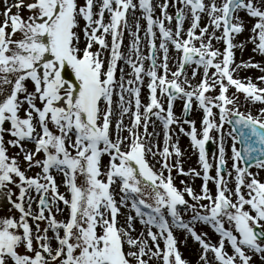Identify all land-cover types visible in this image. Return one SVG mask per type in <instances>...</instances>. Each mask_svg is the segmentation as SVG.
Listing matches in <instances>:
<instances>
[{"label": "snow or ice", "instance_id": "snow-or-ice-1", "mask_svg": "<svg viewBox=\"0 0 264 264\" xmlns=\"http://www.w3.org/2000/svg\"><path fill=\"white\" fill-rule=\"evenodd\" d=\"M176 2L183 7L175 13L173 30L165 26V21L170 24L173 20L167 13L169 0H163L160 5L162 18H154L152 0H138V4L134 0H84L83 4L79 0H31L27 4L24 0L14 3L3 0L0 192L12 215L0 217V264H151L153 258L156 264H189L178 250L174 228L184 230L186 237L198 242L201 249L198 264H253L254 256H259L264 264V182L258 179V173L249 170L252 162L264 170V108L255 116L241 112L235 96L227 95L229 87L234 86L246 99L264 102V88L250 79L244 83L233 77L240 67L260 66L242 63L232 67L233 50L244 47L243 43L233 42L235 35L244 31L240 11L257 18L249 39L253 51L264 55V0H222L220 4L216 0ZM25 7L30 13L26 19L20 12ZM13 8L17 9L15 13ZM137 10L146 20L147 55L141 52L139 19L135 20V31L128 21V13ZM186 10L191 14V24L185 37ZM106 13L108 22H105ZM201 13L209 21L204 27L200 26ZM154 28L159 29L158 48ZM125 29L133 37L127 54L121 51ZM221 29L222 36H216V31ZM213 39L223 41V52L213 47ZM169 44L180 54L171 79L168 78ZM94 45L99 46L95 51ZM158 50L163 53L159 64ZM145 60L151 62L147 70ZM120 61L131 70L126 73ZM190 65H195L192 78L197 76L198 69L203 70V78L195 86L185 75V68ZM65 69H70L74 79H65ZM145 76L149 102L142 105L140 94ZM258 79L264 81V76ZM217 88L218 95H208ZM158 92L166 96L167 109ZM114 96L119 97L120 109L115 139L112 136ZM177 98L184 101L185 115L192 109L193 100L203 111L199 133L195 121H181L174 115L173 102ZM133 100L135 111H131ZM129 113V136H121L125 128L123 117ZM153 115L163 124L164 146L155 152L149 137L156 133L148 132ZM226 123L230 125L234 189L225 178V173L232 177L224 146ZM173 124L180 125V132L190 137L191 146L199 152L203 179L200 194L189 186L182 192L174 185V167L181 175L201 176V173L195 169L185 172L179 160L174 165L168 163L173 154L176 157L182 154L178 143L170 145ZM183 124H189L191 130L186 131ZM141 125L143 135L138 131ZM214 130L220 132V143L213 177L210 175L213 164L207 158L205 146L213 139ZM6 134L11 139L5 141ZM26 143L34 147L27 148ZM9 146L19 151L10 156ZM147 153L163 158L159 172L148 163ZM104 156L108 157L107 164ZM21 161L27 170L39 171L27 175ZM241 162L244 167L240 166ZM53 173L62 176L67 194L60 192ZM210 180L215 184V195L209 189ZM13 186L18 192L13 191ZM113 186L119 189V201ZM184 192L196 203L189 204ZM129 200L135 216L128 214L124 225L118 226L120 208L128 207ZM179 206L185 212L191 211L190 220L181 217ZM53 209L56 213L66 210V218L57 220ZM166 215L171 217V222ZM137 218L151 245L144 232L137 237L131 234ZM40 221H46L47 227L41 229ZM197 223L210 226L218 234V242L206 240L207 232L198 233ZM49 231L54 235L50 237ZM209 253L213 254L211 258Z\"/></svg>", "mask_w": 264, "mask_h": 264}, {"label": "rangeland", "instance_id": "rangeland-1", "mask_svg": "<svg viewBox=\"0 0 264 264\" xmlns=\"http://www.w3.org/2000/svg\"><path fill=\"white\" fill-rule=\"evenodd\" d=\"M9 2L10 3H14L15 0H9ZM24 2H25V4H27L28 2H31V0H24ZM79 2L81 4H83L84 0H79ZM134 2L137 3L136 0H134ZM205 2L207 3V2H209V0H205ZM216 2H217V4H220L222 2V0H216ZM152 3L154 5V12H153L154 18H162L160 5L163 3V0H152ZM182 7H183V5L178 4L176 2V0H169V7L167 8V13L169 15L173 16V20H172V22L170 24L167 21H165V26L166 27H169V28H172L173 30H175L174 16H175V13H176L177 9L178 8H182ZM3 10H4V3H3V0H0V20H2V18H3L2 17ZM16 11H17L16 8L12 9L13 13H15ZM20 12H21V15L25 19L27 18L28 15H30V13H29V11L27 10L26 7L21 9ZM105 15H107V13ZM204 15H202V16H204ZM239 17H240V14H239ZM141 18H142V16L140 17V22L142 21ZM203 18H206V17H203ZM186 20H189V22L186 21ZM207 20H208V18H207ZM253 20L255 21L256 18H253ZM242 22H243V25H244V31L242 33L238 34V35H235L234 41H233L237 45L241 44V42L244 40L243 36L245 35V30L246 31L247 30L250 31V29L252 28V26L250 24L252 21L249 20L248 18L244 17V21H242ZM190 24H191V14H190L189 11L186 10V16H185V20H184V23H183V29H184L185 37H186V30H187L188 27H190ZM81 26H83V21L82 20H81ZM200 26L204 27L205 23L204 22H200ZM132 30L135 31V28L133 27ZM154 31L156 32V44H157V48H158L159 43H160L159 29L158 28H154ZM209 31H212L211 27H209ZM142 32H144V35H142V38H141V40H142V43H141V46H140L141 47V52L144 55H147L148 54L147 41H146L147 39L145 37V31H142ZM197 34H199V29H197ZM216 36H222L221 35V30H217L216 31ZM140 37H141V35H140ZM132 39H133V37L130 35V33H128V36H127V30L125 29L124 30V36H123V45H122V48H121V51L124 52L125 54H127V50H128V47H129ZM214 40L215 39L212 40L213 47L216 48V49H219L221 52H223V49L225 47V45L223 44V41L222 40H217L219 43L218 42L214 43ZM107 41H108V43L110 45L111 44L110 35L107 37ZM205 41L207 42V38H205ZM194 43H196L197 46H199V42L198 41H195ZM81 46H83V36H81ZM98 47H99L98 45H94L93 50L95 51L96 48H98ZM169 47L173 51L170 55L168 53V55H169L168 65H169V69H170V72L168 74V78L171 79V71H176V69L178 67L177 60H178L180 54L177 53V51L174 49V47H172L171 44H169ZM233 51H234V64L232 65L233 68H235L236 65H240L242 63H246L244 60L247 61L249 59H252L253 62H256L255 64H258L260 66V67H256L255 69H253V72L255 73V84L258 87L264 88V81H261L260 79H258L259 77L264 76V55H261L259 52H255V53L252 52L250 54H247V50H244L243 53L241 54V48L240 47H236ZM107 58H108V54L105 53L104 54L105 61H107ZM162 60H163V53L158 50V52H157V63L158 64L161 63ZM119 65L121 67L125 68V72L126 71L129 72L131 70L126 65H124L123 61H120ZM149 65H150V61L145 60V62H144L145 70L148 69ZM194 67H195V65H190L185 70V75H187V77L190 80V83L193 86L197 85L200 82V80L203 78V75L200 74V71L202 70V68L198 69L197 70V72H198L197 76L195 78H192V70H193ZM247 68L248 67H240V68H238L233 73V77L236 78V79L241 80L244 83H247L249 81L248 73H252V72H249L247 70ZM160 71H161V74H163L162 69ZM210 71H214V69H212ZM63 75L65 76V79H74L72 74H71L70 69H65ZM116 76H117V79H119V76H120L119 71H117ZM180 79L183 80L184 77L182 76ZM147 83H148V77L145 76L144 77V83L141 86V94H140L142 105H146L149 102L148 101L149 91L147 89ZM225 83H226V81H225ZM29 87L31 88V85H29ZM185 87L187 88V85H185ZM188 90H191V89H188ZM118 91H119V89H117V92ZM208 95H213V96L218 95V88L214 89L211 93H208ZM227 95L229 97L235 96V98H236V106L239 108V110L241 112H244V113L251 112L255 116V115H259V111H260L261 108H264V102H259V101L258 102H252L251 100L246 99L245 98V94L242 93V92H237V90L235 89L234 86L229 87V91H228ZM158 98L163 103L164 108L167 109L166 96H160L159 92H158ZM125 99L126 100L129 99L127 94H125ZM118 100H119L118 96H114L113 97V101H114L113 110L116 113L112 117V136H113V139H115L116 135H117L115 124H116V121L119 118L116 117V116H117V113L120 112V109L117 106ZM183 104H184V101L182 99H180V98H177V99L174 100V102H173L174 115L181 121L184 120V119L195 121V126L197 128L198 133H199L201 128H202V123L201 122H202V118H203V111L198 108V106L196 104V101L193 100V107L188 113V118H184ZM131 111H135L134 100H133V103L131 105ZM213 111H214V113H218V109H214ZM141 113H143V107L141 108ZM21 114H23V113H21ZM217 119H218V117H217ZM153 122H157L158 125L160 126L158 128V131H156L154 129L156 126L153 124ZM123 124H124L125 128L122 131V133H120V135L121 136H129V133L127 131V127L131 126V113L125 115V117L123 119ZM183 127H184V129L186 131H190V129H191V126L189 124H183ZM179 129H180V125L179 124H177V128L175 127V124L170 126V135L172 137V140L170 141V145L178 143V146L181 149V153L182 154H181L180 157H176L175 154H173L169 158L168 163L170 165H174V164H176L177 160H179V162H180L179 166L182 167L185 172H188L190 169H195L197 172L201 173V176L181 175V174L178 173V169L174 167L173 171H172L173 182H174V185L177 187V189L181 190L182 192H183L185 186H189V187L193 188L195 193L200 194L201 186L203 184V179H202V167L199 164V152H198V150L193 149V147L191 146L190 137L185 135L184 133L180 132ZM229 130H230V128L227 126V123H226L224 125V128H223L224 146H225V151H226L227 169H228V171L232 172V177L229 178L227 176V173H225V178L229 179V187L234 189V175H235V173H234V170H232V168H231V165H232V160L230 159V156H231V139L228 136ZM138 131L141 133V135H143V126L142 125L138 129ZM148 132L149 133H153V132L156 133L155 136L149 137V139L151 141V146H152L153 151L154 152L157 151V148L162 150L163 146H164V144H163V125L159 124L158 119L154 115L150 117V123L148 125ZM156 136L159 137L158 138L159 141L156 143V145H154V140H155ZM211 136L213 137L212 142L214 144V152L212 154H210L209 156H207V158H208L209 162L213 164V167L210 169V175L214 177L215 174H216V171H215V162H216L215 161V157L218 156V147H219V143H220V132H217V131L214 130L211 133ZM181 137L183 139H181ZM130 138L131 137H129V139ZM8 139H11V137H9L6 134L5 135V141H7ZM27 144L29 145L28 148H33L34 147L31 143H27ZM126 147H127V141H125V149H126ZM170 150H171V147H170ZM18 151H19V149L9 146V155L10 156L11 155H15L16 152H18ZM188 154L190 155V159H191V167L190 168L186 166V162H185L186 159L188 158L187 157ZM146 159H147L148 163L154 168L155 171L159 172L161 170L160 161H162V159H163L162 157H160L159 155L153 156L151 153H147ZM103 161H104L105 164H107L108 157L104 156L103 157ZM240 166L242 167L241 163H240ZM21 167H22V169L26 170L27 175H30V176L34 175L36 172L39 171V169L27 170L25 168V165H24L23 161H21ZM249 170L251 172H253V173H258V179H260L262 182H264V170H260V169L256 168L254 165L251 166L249 168ZM53 174L55 176L57 175L61 179H63L62 176H60V175H58L56 173H53ZM164 174H165V176H167L168 173H167L166 170H165ZM56 181H57V184H59V181H58L57 177H56ZM181 181H184V183H181ZM208 186H209V189L212 192V194L215 195L216 189H215L214 182L210 180L208 182ZM113 187L115 188V198L117 199V201H119V198H120V195H121L120 192H119V189L116 188V186H113ZM59 190H60V192L67 194L66 193V189H65L63 184H62V187H60ZM13 191L18 192V189H16L13 186ZM244 191L247 192V189H244ZM32 194L36 195L34 192ZM184 197L188 201L189 204L196 203L195 201L192 200V198L190 196H188V194L186 192H184ZM130 201L131 200H129L128 203H130ZM200 203H208V202L207 201H201ZM8 207L9 206L7 204H4L0 208V217L12 215V213L8 211ZM61 207H63L62 203H61ZM179 207H180L181 217L185 221L190 220L191 219V215H192L191 211L189 210V211L185 212L183 210V206H179ZM128 208H129V206H128ZM123 209H124V207L122 206L120 208V213L123 212L122 211ZM33 210L34 211L37 210V205H36L35 202L33 203ZM129 210H131V209L129 208ZM53 211H54V214L56 215L57 220H64L66 218V216H67V211L66 210L64 212H62V213H56L55 209H53ZM45 215H47V212L45 213ZM17 216H18V214H17ZM166 218L169 220V222H171V217L170 216L166 215ZM124 219H125V217H124ZM124 219H123V217H121V214L118 216V220H119V225L118 226H121L123 224ZM30 223H31V221H30ZM39 223H40L41 229L47 227L46 221H40ZM33 227H34V225H33ZM209 227H208V225H204L202 223H197L195 225L196 231L198 233H202V230L205 229L207 231V233H209V235L207 237H205V239L206 240H210V242L213 243V244H216L218 242V239H219L218 234H216ZM225 227H229V225L227 223H225ZM156 230L157 229L153 228V231H156ZM142 232L145 233L144 238L147 239L149 245H151L152 241H151L150 238L147 237L145 228H143ZM173 233H174L175 238L178 241V245L177 246H178V250L182 253V258L187 260L189 262V264H198L199 255L201 253V249H200V246H199L198 242H195L190 236L186 237V233L184 232V230L174 228L173 229ZM48 235L51 237L54 234L51 231H49ZM132 235H133V237L139 236V234L134 233V231L132 232ZM185 239L187 241L186 243L184 242ZM160 244H161V247H163V240L160 241ZM52 245H53V247L56 246L55 240H53ZM127 250H128V248H127V246H125V251H127ZM20 251L23 252L24 250L21 249ZM228 251L231 252L230 246L228 247ZM208 255H209V258H211L213 254L209 253ZM145 259H147V257H145ZM151 264H156V262H154L152 260ZM253 264H261V260H260L259 256H254L253 257Z\"/></svg>", "mask_w": 264, "mask_h": 264}, {"label": "bare ground", "instance_id": "bare-ground-1", "mask_svg": "<svg viewBox=\"0 0 264 264\" xmlns=\"http://www.w3.org/2000/svg\"><path fill=\"white\" fill-rule=\"evenodd\" d=\"M142 13L139 11V10H137L134 14L131 12V15H130V19H131V21H134V25H135V20L136 19H139L140 20V17L142 16L141 15ZM239 14H240V19H241V21H244V17L245 18H248L249 20H251L252 22L250 23L251 24V26H253L254 25V20H253V18L252 17H248V15H247V13L245 12V11H240L239 12ZM140 25H141V28H140V32H141V30H144L145 29V23H143V22H140ZM135 28V27H134ZM209 32H211V31H209ZM247 32V33H246ZM127 33H129V31H127ZM139 34H141V33H139ZM251 35H252V32L251 31H249V30H245V40H243L241 43H243L244 44V47H243V49H241V54L243 53V51L244 50H247V54H250V53H255L254 51H253V48H254V45L251 43V41H250V39H249V37H251ZM215 42H218L217 40H214V43ZM219 43V42H218ZM173 51H172V49H170L169 48V55L172 53ZM246 53V52H245ZM135 58V57H134ZM246 63H251V64H255L256 62H253V60L252 59H249V60H244ZM256 67H248L247 68V70L249 71V72H252V73H248V79H250L251 80V82L252 83H255V73L253 72V69H255ZM126 73H127V71H126ZM200 74L201 75H203V70H201L200 71ZM127 78V77H126ZM116 117H118L119 119H120V116H119V113H117V116ZM125 117V116H124ZM124 117H123V119H124ZM178 119V118H177ZM153 124L157 127H155L154 129L156 130V131H158V128L160 127L159 125H158V123L157 122H153ZM159 124L160 125H162V122L161 121H159ZM175 127L177 128V124H175ZM191 130V129H190ZM120 133H122V131L120 132ZM175 134V133H174ZM173 134V135H174ZM158 138L159 137H155V140H154V145H156V143L159 141L158 140ZM181 139H183L182 137H181ZM28 144L26 143V147L28 148ZM186 157V156H185ZM187 159H186V166L187 167H191V159H190V155L188 154L187 155ZM56 177H57V179H58V181H59V185H60V187H62V179L59 177V176H57L56 175ZM1 195H2V193L0 192V207L4 204V200H3V198L1 197ZM128 206H129V208L131 209V204H129L128 203ZM129 208L128 207H124V209L122 210L123 212V214L121 213V217H123V219H124V217L126 218V216L128 215V214H131V215H133V216H135V212H134V210L132 211V209L131 210H129ZM124 221H125V219H124ZM124 221H123V224L121 225V226H123L124 225ZM143 228H144V226L140 223V221H139V218H137L135 221H134V229H135V231H134V233H136V234H139L140 235V233L142 232V230H143ZM156 231H158V230H156ZM202 232H207L205 229H203L202 230ZM132 234V233H131ZM208 235H209V233H208ZM214 238V237H213ZM153 261L154 262H156V260H155V258H153Z\"/></svg>", "mask_w": 264, "mask_h": 264}]
</instances>
